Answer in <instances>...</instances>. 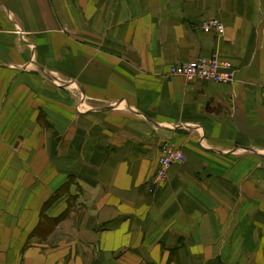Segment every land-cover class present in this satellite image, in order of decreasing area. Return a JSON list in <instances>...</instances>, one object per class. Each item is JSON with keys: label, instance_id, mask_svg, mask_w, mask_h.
<instances>
[{"label": "crops", "instance_id": "0c3cea01", "mask_svg": "<svg viewBox=\"0 0 264 264\" xmlns=\"http://www.w3.org/2000/svg\"><path fill=\"white\" fill-rule=\"evenodd\" d=\"M263 79L264 0H0V264H264Z\"/></svg>", "mask_w": 264, "mask_h": 264}, {"label": "built area", "instance_id": "2783aa9c", "mask_svg": "<svg viewBox=\"0 0 264 264\" xmlns=\"http://www.w3.org/2000/svg\"><path fill=\"white\" fill-rule=\"evenodd\" d=\"M203 31L215 32L218 36L225 33L226 27L219 19L203 22L200 26ZM23 31H20V33ZM169 75L183 77L188 80H206L220 83H230L234 80L235 70L229 63L221 61L218 56L199 57L195 60L173 64L168 69ZM264 101V79L259 84ZM161 159L154 184H160L167 178L169 168L173 164L183 163L186 160L185 152L172 142H166L161 149Z\"/></svg>", "mask_w": 264, "mask_h": 264}, {"label": "trees", "instance_id": "16d2710c", "mask_svg": "<svg viewBox=\"0 0 264 264\" xmlns=\"http://www.w3.org/2000/svg\"><path fill=\"white\" fill-rule=\"evenodd\" d=\"M56 197H51L44 205L43 211H46L47 207L51 206L55 201H56ZM48 204V205H47Z\"/></svg>", "mask_w": 264, "mask_h": 264}, {"label": "rangeland", "instance_id": "374dc122", "mask_svg": "<svg viewBox=\"0 0 264 264\" xmlns=\"http://www.w3.org/2000/svg\"><path fill=\"white\" fill-rule=\"evenodd\" d=\"M57 221H58V219L56 220V222H57ZM56 222H55V223H56Z\"/></svg>", "mask_w": 264, "mask_h": 264}]
</instances>
